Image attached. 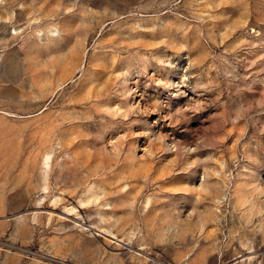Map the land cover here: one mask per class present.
<instances>
[{
	"label": "rangeland",
	"instance_id": "374dc122",
	"mask_svg": "<svg viewBox=\"0 0 264 264\" xmlns=\"http://www.w3.org/2000/svg\"><path fill=\"white\" fill-rule=\"evenodd\" d=\"M0 264H264V0H0Z\"/></svg>",
	"mask_w": 264,
	"mask_h": 264
},
{
	"label": "bare ground",
	"instance_id": "6f19581e",
	"mask_svg": "<svg viewBox=\"0 0 264 264\" xmlns=\"http://www.w3.org/2000/svg\"><path fill=\"white\" fill-rule=\"evenodd\" d=\"M49 161H50V159H49ZM41 170H42L43 179L45 180V177H46V174H47V171H48V154L47 153L44 154L42 159H41ZM42 186H43V188H46L44 182H43ZM90 201L91 200L89 198H87V199L81 201L80 203L82 204V203H86V202H90ZM148 203H149V201L147 199L144 208H146L148 206Z\"/></svg>",
	"mask_w": 264,
	"mask_h": 264
}]
</instances>
